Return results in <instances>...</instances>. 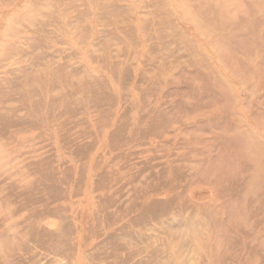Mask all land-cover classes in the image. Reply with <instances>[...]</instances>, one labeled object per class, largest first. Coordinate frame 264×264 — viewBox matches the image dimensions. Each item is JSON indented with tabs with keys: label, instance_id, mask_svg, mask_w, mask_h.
<instances>
[{
	"label": "rangeland",
	"instance_id": "374dc122",
	"mask_svg": "<svg viewBox=\"0 0 264 264\" xmlns=\"http://www.w3.org/2000/svg\"><path fill=\"white\" fill-rule=\"evenodd\" d=\"M0 264H264V0H0Z\"/></svg>",
	"mask_w": 264,
	"mask_h": 264
},
{
	"label": "bare ground",
	"instance_id": "6f19581e",
	"mask_svg": "<svg viewBox=\"0 0 264 264\" xmlns=\"http://www.w3.org/2000/svg\"><path fill=\"white\" fill-rule=\"evenodd\" d=\"M190 198L200 204H215L217 201L216 192L207 186L196 185L190 191ZM165 196V195H164Z\"/></svg>",
	"mask_w": 264,
	"mask_h": 264
}]
</instances>
